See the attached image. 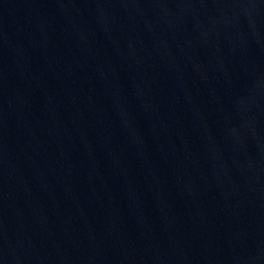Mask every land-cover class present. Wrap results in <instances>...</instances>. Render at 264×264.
<instances>
[{"label": "water", "instance_id": "obj_1", "mask_svg": "<svg viewBox=\"0 0 264 264\" xmlns=\"http://www.w3.org/2000/svg\"><path fill=\"white\" fill-rule=\"evenodd\" d=\"M0 264H264V0H0Z\"/></svg>", "mask_w": 264, "mask_h": 264}]
</instances>
